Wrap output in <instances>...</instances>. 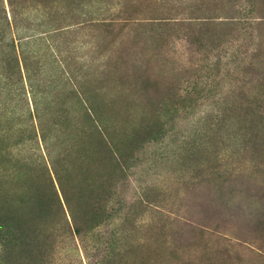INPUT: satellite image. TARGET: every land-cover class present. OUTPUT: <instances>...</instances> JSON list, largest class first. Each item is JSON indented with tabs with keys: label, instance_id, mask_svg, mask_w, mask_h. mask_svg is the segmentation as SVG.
Returning <instances> with one entry per match:
<instances>
[{
	"label": "rangeland",
	"instance_id": "rangeland-1",
	"mask_svg": "<svg viewBox=\"0 0 264 264\" xmlns=\"http://www.w3.org/2000/svg\"><path fill=\"white\" fill-rule=\"evenodd\" d=\"M11 4L59 7L39 32L61 28L52 95L75 115L57 162L0 178L19 216L45 206L27 247L0 228V264H264V0Z\"/></svg>",
	"mask_w": 264,
	"mask_h": 264
},
{
	"label": "trees",
	"instance_id": "trees-1",
	"mask_svg": "<svg viewBox=\"0 0 264 264\" xmlns=\"http://www.w3.org/2000/svg\"><path fill=\"white\" fill-rule=\"evenodd\" d=\"M9 6V17L4 9L0 11L3 13V16H0V65L7 63L0 66V178L16 173L17 167L26 166L35 171L43 166L44 161L57 162L60 153L66 150L65 119L71 120L75 115L57 112L55 103L61 98L52 95L59 92L58 80L55 79L59 70L54 63L63 53L59 50V42L55 44L56 39L63 35L59 33L61 28L49 27L47 32H39L42 27V23H39L41 17L50 16L52 12L59 10V7L57 4L51 7L41 6L40 10H35L37 14L33 17H30L29 11H22L20 8L23 19L17 20L13 16L15 10L11 0ZM47 33L51 44H48V38L43 36ZM69 49L72 52L75 47ZM1 54L4 56L3 62ZM74 94L73 92V96L65 95L63 99L71 97L72 100ZM45 95L50 98L47 99ZM29 103L32 110H24L25 106L28 109ZM58 105L67 108L64 101ZM44 158L49 159L46 161ZM50 166L53 174L58 175L55 164L50 163ZM79 188L81 190L80 185ZM0 204V213L4 215L0 216V228L8 229L6 234L9 239L13 243L20 241L22 245L26 244V247L35 243L39 234L36 235L33 229L34 225L39 223L40 213L44 211L43 198L38 193L32 194L26 205L33 216L29 218L19 216L15 206L10 203ZM68 211L73 224L80 222L85 225L88 218L94 214L91 210L82 212L76 218L71 209L68 208Z\"/></svg>",
	"mask_w": 264,
	"mask_h": 264
},
{
	"label": "bare ground",
	"instance_id": "bare-ground-1",
	"mask_svg": "<svg viewBox=\"0 0 264 264\" xmlns=\"http://www.w3.org/2000/svg\"><path fill=\"white\" fill-rule=\"evenodd\" d=\"M26 225V224H25ZM28 225V224H27ZM27 227H29V226H27Z\"/></svg>",
	"mask_w": 264,
	"mask_h": 264
}]
</instances>
